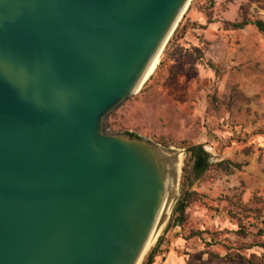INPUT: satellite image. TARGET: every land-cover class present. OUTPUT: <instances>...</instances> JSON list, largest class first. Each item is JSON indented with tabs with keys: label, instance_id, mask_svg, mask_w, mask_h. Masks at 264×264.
Returning a JSON list of instances; mask_svg holds the SVG:
<instances>
[{
	"label": "water",
	"instance_id": "obj_1",
	"mask_svg": "<svg viewBox=\"0 0 264 264\" xmlns=\"http://www.w3.org/2000/svg\"><path fill=\"white\" fill-rule=\"evenodd\" d=\"M189 2L0 0V264H141L183 151L105 121Z\"/></svg>",
	"mask_w": 264,
	"mask_h": 264
},
{
	"label": "rangeland",
	"instance_id": "obj_2",
	"mask_svg": "<svg viewBox=\"0 0 264 264\" xmlns=\"http://www.w3.org/2000/svg\"><path fill=\"white\" fill-rule=\"evenodd\" d=\"M242 20L264 23V0H190L149 78L106 118L107 131L183 151L181 169L190 145L212 164L185 187L176 225L180 172L153 264H264V32L225 24Z\"/></svg>",
	"mask_w": 264,
	"mask_h": 264
},
{
	"label": "trees",
	"instance_id": "obj_3",
	"mask_svg": "<svg viewBox=\"0 0 264 264\" xmlns=\"http://www.w3.org/2000/svg\"><path fill=\"white\" fill-rule=\"evenodd\" d=\"M231 29H243L247 25H253L258 31L264 32V23L260 20L249 22L242 20L240 22L225 23ZM130 138H138L133 133H127ZM229 165L233 168H239L236 164H230L227 161L217 163L215 166L223 169H229ZM212 164L209 162V156L204 151L202 145H190L184 148V159L181 169V180L180 186L183 195L180 196L179 200L175 203L172 211V221L178 225L182 221L184 209L186 208L188 196L185 193V187L188 186L192 181L198 179L205 171H207ZM177 215V216H176ZM264 224V221L262 222ZM258 233H264L261 229ZM162 244V238L159 237L155 246L144 256L141 264H153L154 258L158 255V251ZM261 248H264V244H259Z\"/></svg>",
	"mask_w": 264,
	"mask_h": 264
},
{
	"label": "bare ground",
	"instance_id": "obj_4",
	"mask_svg": "<svg viewBox=\"0 0 264 264\" xmlns=\"http://www.w3.org/2000/svg\"><path fill=\"white\" fill-rule=\"evenodd\" d=\"M159 56H160V55H159ZM159 56L157 57V59H155L153 65H152V67H151V69H150V71L148 72V74H147L146 77H149V75H150V74L153 72V70L155 69V67H156V65H157V63H158V61H159ZM146 77H145V78H146ZM181 156H182V155L179 156V161H178V164H177V167H176V172H175V177H176V196H175V199H176L177 194H178V180H179V176H180L181 163H182V161H181ZM175 199H174V200H175ZM174 200H173L172 204H171L170 207H169V210H168V212H167V214H166V217H165V219H164L162 225L160 226V228L158 229V231L156 232V234L154 235V237L152 238V240L150 241V243L148 244V246L146 247V249H145L144 252H146V251H147V250H148V249H149V248H150V247L156 242L158 236L161 234V232H162V230H163V228H164V226H165V224H166V222H167V220H168V218H169V215H170V212H171V210H172V207H173V205H174Z\"/></svg>",
	"mask_w": 264,
	"mask_h": 264
}]
</instances>
